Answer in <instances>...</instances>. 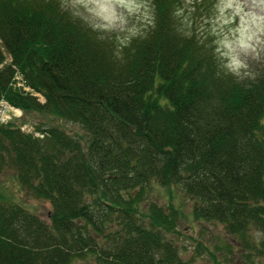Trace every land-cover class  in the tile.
Here are the masks:
<instances>
[{
    "label": "trees",
    "instance_id": "obj_1",
    "mask_svg": "<svg viewBox=\"0 0 264 264\" xmlns=\"http://www.w3.org/2000/svg\"><path fill=\"white\" fill-rule=\"evenodd\" d=\"M146 1L144 32L114 44L58 0H0V100L82 131L0 123V172L50 205L43 220L0 192V264H192L157 187L220 224L246 261L264 257V68L228 72L209 31L180 28L177 0ZM190 7L194 22L212 6Z\"/></svg>",
    "mask_w": 264,
    "mask_h": 264
},
{
    "label": "rangeland",
    "instance_id": "obj_2",
    "mask_svg": "<svg viewBox=\"0 0 264 264\" xmlns=\"http://www.w3.org/2000/svg\"><path fill=\"white\" fill-rule=\"evenodd\" d=\"M64 10L82 19L102 37H110L114 44H122L131 36L143 33L151 17V7L146 0H58ZM192 0H177L179 26L187 31L192 27L209 31V46L222 66L236 76L243 77L264 68V0H210L211 11L207 18L202 11L194 22L189 19ZM196 14V13H195ZM107 39V38H105ZM1 48V47H0ZM5 61L8 57L3 48ZM14 75V74H13ZM39 98V97H38ZM42 99V98H41ZM16 125L23 131L43 126L49 122L58 123L67 131L81 134L80 128L71 123L54 119L40 113H21ZM264 127V117L261 120ZM44 127V126H43ZM0 192L8 200L20 204L27 211L46 220L50 205L46 200L33 197L23 191L9 171L0 172ZM171 195L161 187L153 191L159 203L171 200L178 207L179 235L174 236L179 245V255L183 259L193 258L192 264H264V257L243 258L240 246L224 233L216 223L203 224L189 215L190 202L176 188ZM169 192V193H170ZM254 237L258 234L254 233ZM173 238V237H172ZM197 242L205 248L197 253ZM207 250V251H206ZM70 264H95L93 258L76 259Z\"/></svg>",
    "mask_w": 264,
    "mask_h": 264
},
{
    "label": "built area",
    "instance_id": "obj_3",
    "mask_svg": "<svg viewBox=\"0 0 264 264\" xmlns=\"http://www.w3.org/2000/svg\"><path fill=\"white\" fill-rule=\"evenodd\" d=\"M12 82H14L15 87H21L23 90L28 91L29 89L25 86H23L21 82V78L18 74H14L12 78ZM35 96H37V99L39 101H42V97L39 96V94L33 93ZM39 97V98H38ZM21 112L19 109L11 106L4 100H0V123H5L13 118L20 117Z\"/></svg>",
    "mask_w": 264,
    "mask_h": 264
}]
</instances>
